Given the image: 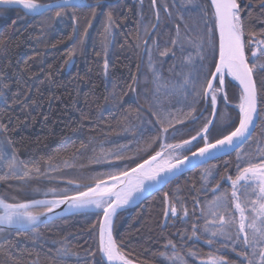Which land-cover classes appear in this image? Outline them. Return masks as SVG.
<instances>
[{"label": "snow or ice", "instance_id": "snow-or-ice-1", "mask_svg": "<svg viewBox=\"0 0 264 264\" xmlns=\"http://www.w3.org/2000/svg\"><path fill=\"white\" fill-rule=\"evenodd\" d=\"M150 5L153 15L141 11L132 45L143 49L146 69L137 65L127 91L114 84L102 105L97 97V108L81 110L63 139L71 148L41 161L20 158L11 131L19 116L13 114L21 109L23 127L33 111L58 99L44 94L57 82L51 71L33 72L27 61L21 68L9 58V43L16 36L25 43L39 39L28 34L32 17L66 24L76 45L67 52L68 66L77 52L87 55L92 21L103 15L102 67L108 80L114 75L110 67L115 69L108 38L119 27L116 6L110 0H0V9L24 11L0 35V99L13 113L0 114V264H67L72 258L76 264H147L133 254L132 237L120 231L121 213L173 183L176 188L163 192L158 210L144 220L150 239L164 241L165 251L156 254L161 264H264V0H258L255 14H246L253 5L245 0H150ZM84 9L89 11L81 19ZM167 59L172 63L165 68ZM230 88L238 90L236 103ZM40 114L47 123L50 117ZM233 153L221 174L211 162ZM53 159L64 167H54ZM197 168L199 179L181 186L179 177ZM70 216L95 220L76 228ZM170 226L177 230L166 234ZM75 236L89 239L74 250L69 242ZM201 241L209 251L193 250ZM29 245L46 251L33 254Z\"/></svg>", "mask_w": 264, "mask_h": 264}, {"label": "trees", "instance_id": "trees-1", "mask_svg": "<svg viewBox=\"0 0 264 264\" xmlns=\"http://www.w3.org/2000/svg\"><path fill=\"white\" fill-rule=\"evenodd\" d=\"M160 2L162 3L163 0H160ZM257 3L258 0H245V5H253L252 8L246 9V14L247 12H253L255 14V5ZM113 5L117 8L121 5V2ZM144 7V14L151 18L150 0H145ZM109 10L112 9L107 7L104 9L105 12ZM131 10L133 13L130 11L132 13L129 17L130 19H126L125 17L121 19L117 18L119 27L116 31L113 29V35L108 38L110 61L115 65L114 70L110 67V71H114V75L108 80L105 79L102 67L103 41L101 33L103 32V25L106 22L105 16L103 15L92 21L93 27L89 29L90 37L86 42L87 55H80L77 52V55L72 58V62L68 66H65V60L68 59L67 52L76 47V45L69 40V36L72 34V28L66 24L61 23L53 26L50 21L46 20V17H32L29 19L31 30L28 34L39 39H33L29 43H25L23 36H16L10 41V59L18 60L21 68L26 66L25 62L27 61L33 72H39L42 68L45 70V75H47L48 71H51L57 85H60V87L52 85L50 89H44L45 97L54 95L58 99L53 100L51 105L45 102L41 109L33 111L31 113L32 119L28 120L23 127H21V124H23L26 117L20 114L21 109L17 107L13 114L11 108L6 107L3 99H0V114L8 112L9 114L19 116L18 120H13L11 131L12 139L16 141V147L22 154L21 159L27 160L30 157H35L37 160L46 161L49 156L54 157L57 151H62V148L70 149L71 143L64 144L63 139L70 135V130L67 125H70L72 121L80 118L81 110L86 113L89 108H97V104L93 103L97 97H99V103L102 105L104 103V97L108 96L113 90L114 84L121 85L124 91H127V85L131 83L130 74L137 73V65L140 66V71L146 69V56L143 58V63H141L140 52L143 50L140 49V51H137L132 46L138 29L136 22L133 21V24L129 25L130 27L125 25L128 23L127 20H132V16L135 14V8ZM88 11V9L82 10L80 13L81 19H83L84 15H87ZM0 13H2L0 14V35H7L11 30L10 25L12 21L17 19L18 16H24V13L20 9L14 7L0 9ZM161 16H163L162 11ZM42 23L44 25L43 33L41 32ZM255 27L258 30L262 25L257 24ZM97 52H101L100 57L96 56ZM171 63L172 60L167 59L164 67L167 68ZM41 79H44V76H41ZM81 79L84 80L82 84L79 83ZM106 87L107 91H105ZM120 90V88H116V91L119 92ZM15 91L13 89V92ZM237 91L236 88L229 89V96L232 98L233 103H236L234 93ZM132 95L134 94H130L129 97L125 98L129 99V104H126L125 107L130 106V97ZM109 102L112 103L113 101L109 100ZM8 104L11 105V100L8 101ZM41 112L50 117L47 123L44 122L43 116L40 114ZM111 123H115V121H111ZM234 156L235 153L231 156H223L221 159L212 161L211 163L218 164L220 166V173L224 174L226 171L224 161L233 159ZM52 164L57 169L64 167L62 162L55 159L52 160ZM98 171H105V169L101 168ZM200 171L197 168L185 172L179 177V184L181 186L185 183L190 185L192 181L199 179ZM228 171L231 172L232 170L228 169ZM66 174L74 175V173ZM176 186V183L170 184L163 188L161 192L148 196L143 206H134L121 213L120 231L132 237V248L135 249L133 254L138 255L139 260L147 261V264H161L163 258L158 257L156 254L160 251H165L163 248L164 241L149 239L147 244L148 249L144 251L141 249L143 242L134 233H137L140 224L144 223V220L148 218V213L153 208L158 210L159 199L163 195V192L169 191L170 189L174 190ZM224 187L228 188L229 186L228 184H224ZM2 191L4 189H0V192ZM178 195L183 196L184 193H178ZM208 199H211V193L208 194ZM188 207L190 209L192 207L190 202ZM94 220V216L90 218H85L84 216L68 217V223L75 224L76 228H86ZM177 227L182 229L183 225L177 224ZM177 227L170 226L164 231L166 234L175 233ZM40 230L45 234L48 232V229L44 227ZM67 231L74 232L75 229L69 228ZM172 238L175 239L174 236ZM88 239L86 236H75L69 243L74 250H78L79 246ZM191 246L189 244V247ZM197 249L203 252L209 251L208 247L202 241L193 250ZM26 250L31 251L33 254L40 252L41 256L46 251V249L41 251V249L32 248L30 245ZM230 258L235 259V255L231 254ZM67 264H76L75 258L69 259Z\"/></svg>", "mask_w": 264, "mask_h": 264}, {"label": "flooded vegetation", "instance_id": "flooded-vegetation-1", "mask_svg": "<svg viewBox=\"0 0 264 264\" xmlns=\"http://www.w3.org/2000/svg\"><path fill=\"white\" fill-rule=\"evenodd\" d=\"M110 1L113 4H118V3L121 2V5L119 7H117L116 10H115V13H116L115 16L118 19H121V18H124V17L126 19L129 18L130 15L133 13L131 9L132 8H135L136 11H135L134 16H132V20H130V21L127 20L128 23L125 24V25H127L128 27H130L129 25H132L133 24V21H135L136 22V25L138 27L137 30L140 29V24H139V20L141 18L140 17V13H141V11H143V14H144V9H145L144 4H145V0H118V1L110 0ZM113 1H115V2H113ZM150 9H151V5H150ZM151 12H152V9H151ZM151 15H153V13ZM117 24H119V23L117 22ZM117 28L118 27H116L114 30L116 31Z\"/></svg>", "mask_w": 264, "mask_h": 264}, {"label": "rangeland", "instance_id": "rangeland-1", "mask_svg": "<svg viewBox=\"0 0 264 264\" xmlns=\"http://www.w3.org/2000/svg\"><path fill=\"white\" fill-rule=\"evenodd\" d=\"M155 233H153L152 235H154ZM134 235H136L137 237H139L140 241L143 242L142 245V250L146 251L148 249V241L150 239V234L145 231V226L144 223L140 224L137 233H134Z\"/></svg>", "mask_w": 264, "mask_h": 264}, {"label": "water", "instance_id": "water-1", "mask_svg": "<svg viewBox=\"0 0 264 264\" xmlns=\"http://www.w3.org/2000/svg\"><path fill=\"white\" fill-rule=\"evenodd\" d=\"M115 1H118V0H115ZM115 1H113V2H115ZM111 2V1H110ZM13 7H15V6H13ZM16 8H19V7H16ZM19 9H21V8H19ZM24 12V11H23ZM223 157V156H222ZM190 170H192V169H190ZM190 170H188V171H190ZM188 171H186V172H188ZM132 207H134V206H130V207H128V208H132ZM127 208V209H128Z\"/></svg>", "mask_w": 264, "mask_h": 264}]
</instances>
